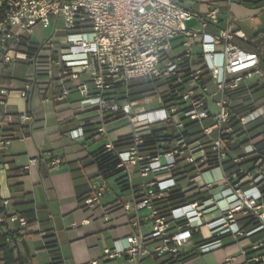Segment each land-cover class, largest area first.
<instances>
[{
    "label": "built area",
    "instance_id": "2783aa9c",
    "mask_svg": "<svg viewBox=\"0 0 264 264\" xmlns=\"http://www.w3.org/2000/svg\"><path fill=\"white\" fill-rule=\"evenodd\" d=\"M235 0H0V129L18 120L24 124L31 113L10 110L12 88L2 79L1 72L19 62L31 68L19 90L28 98L38 74L53 78L54 70L62 79L82 80L77 85L83 108L101 111L104 124L122 115L132 125L133 144L127 151H117L113 141L107 145L115 151L119 167L131 181L133 173L157 179L136 193L131 201L123 202L126 212L149 210L153 228L147 235L141 229L128 235L114 252L106 250L108 258L117 255L120 264H145V257L181 255L193 233L204 226L212 234H244L237 214L253 216L264 228V171L248 172L242 167L245 158L257 155L261 149L254 144L248 126L264 116V107H257L239 118L233 126V106L230 95L245 83L262 80V55L240 46L245 32L236 24L232 5ZM63 21L66 33L47 38L41 49L31 52L23 38L32 35L39 25ZM39 45V44H38ZM178 47L181 50L176 51ZM197 48V49H196ZM45 51L42 54V51ZM264 56V52H263ZM136 79L155 84L154 106L135 111L134 102L126 95L118 98L120 88L128 89ZM110 112V115H106ZM211 120V124L195 130L190 125ZM167 131L157 136L154 150L142 151L144 136L155 128ZM70 132L74 139L82 136V128ZM101 132L108 134L103 125ZM243 136L242 154H231L232 141ZM14 135L0 137V149L11 143ZM264 144V139H263ZM210 160L216 161L213 165ZM36 158L31 160L34 164ZM230 162L234 171L225 164ZM62 160L54 157L52 164ZM185 163L194 168L187 189L212 190L223 185L219 200L199 196L197 199L171 208L166 216L159 214L157 200L177 188L173 168ZM218 170L219 176L210 182H197L206 171ZM169 177L159 179V174ZM99 184L94 193L85 198L96 212L100 208L103 188ZM220 202L224 206L220 207ZM8 200H4V205ZM222 214L208 220L207 214L217 208ZM22 225L27 220L19 218ZM4 218L0 217V223ZM139 226L138 221L135 223ZM158 240L148 249L146 241ZM206 243L202 250L211 248ZM264 247V242L262 243ZM264 264L262 256L248 259Z\"/></svg>",
    "mask_w": 264,
    "mask_h": 264
},
{
    "label": "crops",
    "instance_id": "0c3cea01",
    "mask_svg": "<svg viewBox=\"0 0 264 264\" xmlns=\"http://www.w3.org/2000/svg\"><path fill=\"white\" fill-rule=\"evenodd\" d=\"M237 5L264 12V0H235L232 12L239 27L233 10ZM253 22L255 24L251 28L254 32L248 33L240 27L246 39L236 42L262 55L263 77L257 83L243 84L232 93L233 106L246 109L243 115L257 107H264V19L260 21L257 17ZM22 41L34 43L30 36ZM16 66L31 69L26 63L19 62L2 70V79L12 88L10 110L28 112L31 117L24 124L16 120L0 129V137L14 135L11 143L0 149V197L8 200L5 205L8 216L3 217L5 228L23 234L32 255V264H120L124 258L119 255L108 258L106 250L114 252L128 235L137 233L139 229L147 235L153 228L149 210H141L137 216L134 211H124L121 204L131 201L136 193H142L145 186L157 178L152 174L143 177L134 172L130 181L128 177L122 179L126 175L124 171L104 178L94 156L103 147L112 150L107 147L110 140L117 151H127L130 147L127 141L119 140L126 135L134 139V135L130 134L132 125L124 126L128 121L124 117L110 119L104 124L99 109L80 106L82 96L77 85L86 78L62 79L57 69L53 78L45 73L38 74L28 98L23 99L19 90L31 71L16 76ZM143 110L148 108L141 107L138 111ZM109 114L106 112V115ZM103 125L108 134L100 131ZM80 128L82 136L74 139L70 132L78 129L80 134ZM248 129L254 144L261 149L259 155L264 156V116L251 122ZM259 134L263 135L255 141ZM229 144L232 155L243 153V136ZM145 151L148 152V149ZM54 157L60 158L62 163L52 164ZM253 157L245 158L242 167L251 173L264 171V158L253 161ZM33 158L37 159L34 164L31 163ZM225 167L229 172L235 169L230 162H226ZM174 176L178 189L192 190L187 189L192 177ZM218 176L206 171L201 178L206 183ZM168 177L167 173L159 174V179ZM99 184L106 186L102 190L100 208L94 212L85 198L94 193ZM222 189L223 185L217 184L210 191L204 188L198 191L199 196L218 201ZM219 206H224V202H220ZM220 207L207 214L209 221L222 214ZM138 217L139 226H136ZM19 218L27 220V224L22 225ZM237 220L244 231L239 236L212 234L207 226L193 233L183 251L197 255L182 264H250L248 252L262 247L264 228H259L260 224L248 227L247 224L254 221L249 214L238 213ZM214 236L217 238L210 241L214 242L213 246L203 251L202 246L206 244L203 242ZM157 243L158 240L149 238L146 246L152 250ZM174 256L151 254L145 257L144 262L153 257L156 264H168L167 259ZM0 264H4L1 251Z\"/></svg>",
    "mask_w": 264,
    "mask_h": 264
},
{
    "label": "trees",
    "instance_id": "16d2710c",
    "mask_svg": "<svg viewBox=\"0 0 264 264\" xmlns=\"http://www.w3.org/2000/svg\"><path fill=\"white\" fill-rule=\"evenodd\" d=\"M27 47L31 52H36L39 49H41L42 44H34V43H27ZM152 85V82L149 80H145L140 83L131 84L128 86V89L120 88L118 90V98H123L126 95L129 96V98L132 101H135L137 99H142L148 95H152L155 93V87H150ZM237 91V90H236ZM235 92V91H234ZM233 93V92H232ZM232 93L230 95V98H232ZM244 108H240L233 106V112L235 114L233 118L232 125L237 126L239 123V118L244 113ZM111 116L110 114L108 117ZM122 115H118L116 118H121ZM167 131L166 127L163 128H155L153 129V133L148 136H144V143L141 144L142 151H145V149L148 150H154L155 147L158 146L157 136L163 132ZM263 135V134H262ZM261 134L257 135L255 137V141H258L261 137ZM127 141V145L131 146L133 144L134 139L129 136H123L119 141ZM232 147V146H231ZM117 150V147H115ZM253 155V161H256L259 157H262L261 155ZM95 162L98 166V169L100 170V174L107 178L111 175L120 174L124 171L123 168L119 167V159L116 155L114 150H107L106 147H103L100 151H98L95 154ZM264 158V156L262 157ZM264 160V159H263ZM216 161L210 160V164H214ZM260 169V168H259ZM261 170V169H260ZM173 175L176 176H182L183 178L188 177H194V168L188 164H181L178 163L173 168ZM262 171V170H261ZM127 176L124 175L122 177L126 178ZM262 189L264 190V185L262 186ZM199 196V191L192 189L190 191H182L181 189L175 188L171 190L164 198L161 200H157L156 207L159 210V214L162 216H166L169 214L171 208L185 204L187 202L193 201L197 199ZM7 210L4 205V199L0 197V217H7ZM251 216V215H250ZM253 217V216H252ZM254 220V221H253ZM253 222L250 224H247V226L250 228L256 227L260 224V222L253 217ZM217 236H214L210 240H205L203 243H208L210 241H213L216 239ZM0 251L2 253V260L4 264H32V255L30 253V250L28 248V245L26 241L24 240L23 234H21L18 230H10L5 228L4 222L0 223ZM197 253L195 252H189V253H183L178 256L171 257L167 259L168 264H182L193 257H195ZM260 255L262 256V259L264 261V247L262 246L259 249L252 250L248 252L249 258ZM251 264H260V263H251Z\"/></svg>",
    "mask_w": 264,
    "mask_h": 264
},
{
    "label": "rangeland",
    "instance_id": "374dc122",
    "mask_svg": "<svg viewBox=\"0 0 264 264\" xmlns=\"http://www.w3.org/2000/svg\"><path fill=\"white\" fill-rule=\"evenodd\" d=\"M236 19H237V23L240 24V27H242L243 30H245L248 33H253L254 30H252V25H254L255 23L253 22L254 19H256L257 17H259L260 21H262L264 19V12L259 10V11H255L256 9L251 8V7H240L239 5L234 6L233 7ZM253 18V19H251ZM54 33V35L56 36H60L66 33V30L63 26V21L59 22V25L55 28L54 23L47 28H44L43 26L39 25L35 28V31L32 35H30L31 40L36 43V44H43L47 38H49L50 36H52ZM182 47H178L176 51L181 50ZM197 49V48H196ZM45 51H42V54H44ZM28 71H31V69L28 70V68L26 66H16L15 67V75L16 76H22L25 75ZM25 73V74H23ZM147 79H136L134 81L131 82V84H135V83H140L143 82ZM155 87L156 85L152 83V85H150V87ZM153 100L154 97H152V95H148L142 99H137L134 102V105H139L135 107V111H138L141 107L144 108H148V106H154L155 104H153ZM233 106V104H232ZM128 119H126L127 121ZM211 120H205L202 124L199 122H194L190 125V127H192L195 130H200L202 129V126H207L209 124H211ZM124 126H130V123L127 121V123L124 124ZM211 174H213L214 176L217 174H219L218 170H213L211 171ZM196 183L197 182H202V178H196ZM145 264H156L155 259L152 257L148 260L145 261Z\"/></svg>",
    "mask_w": 264,
    "mask_h": 264
}]
</instances>
